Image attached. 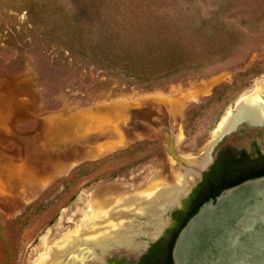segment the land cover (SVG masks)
<instances>
[{
    "label": "rangeland",
    "instance_id": "374dc122",
    "mask_svg": "<svg viewBox=\"0 0 264 264\" xmlns=\"http://www.w3.org/2000/svg\"><path fill=\"white\" fill-rule=\"evenodd\" d=\"M98 5L56 0L59 10L85 21ZM106 5L138 9L125 21L137 30L144 27L143 12L177 20L209 68L206 75L177 76L165 88L145 90L87 54L69 53L43 28L23 25L21 35L13 37L0 26V264H37L51 243L83 218L89 194L102 186L138 189L156 178L167 184L177 178L163 130L83 159L70 152L65 148L69 132L88 115L125 97L202 87L208 94L188 104L195 114L188 120L185 114L186 134L178 145L183 155H196L238 97L264 81V0H115ZM1 11L26 23L25 12L11 6ZM202 23L206 29L198 35L195 27ZM137 141L149 142L127 151ZM83 163V171L73 175Z\"/></svg>",
    "mask_w": 264,
    "mask_h": 264
},
{
    "label": "water",
    "instance_id": "95a60500",
    "mask_svg": "<svg viewBox=\"0 0 264 264\" xmlns=\"http://www.w3.org/2000/svg\"><path fill=\"white\" fill-rule=\"evenodd\" d=\"M206 94L202 87L185 92L125 97L88 115L69 132L65 148L80 159L124 140L163 130L178 169L173 183L159 178L138 189L102 186L92 192L87 212L54 240L39 264H107L106 259L137 257L158 238L193 187L227 145L264 150V81L215 131L196 155L178 145L186 134L189 103ZM237 108V109H236ZM174 264H264V174L247 178L210 197L179 231L172 247Z\"/></svg>",
    "mask_w": 264,
    "mask_h": 264
},
{
    "label": "trees",
    "instance_id": "16d2710c",
    "mask_svg": "<svg viewBox=\"0 0 264 264\" xmlns=\"http://www.w3.org/2000/svg\"><path fill=\"white\" fill-rule=\"evenodd\" d=\"M91 1L99 5L85 21L59 10L56 0H0V26L2 32H10L13 37L21 35L25 29L23 25L43 28L55 41L65 45L69 53L87 54L113 75L126 77L131 86L137 85L145 90L165 88L177 80V76L191 78L201 73L206 75L204 72L209 68L204 63L206 59L203 61L198 57L190 39L188 42L185 40L184 27L177 25V20L167 15L152 16L143 12L139 16L144 20V27L137 30L125 21L133 19L138 9L107 7L108 1L113 3L115 0ZM4 6L25 12L26 23L17 16L3 13L1 10ZM206 23L197 27L192 25L191 29L195 27V32L200 35L206 29ZM217 89L214 88L213 94ZM194 114V106H189L186 119ZM143 142L149 141H137L127 151ZM84 165L76 166L73 175L82 172ZM263 174L264 169L257 170L255 165H245L244 157L221 150L218 158L204 172L203 179L185 199L186 205L174 210L180 217L177 231L169 243L168 263L173 262L172 247L179 231L205 201L216 197L227 187Z\"/></svg>",
    "mask_w": 264,
    "mask_h": 264
},
{
    "label": "flooded vegetation",
    "instance_id": "af4514ba",
    "mask_svg": "<svg viewBox=\"0 0 264 264\" xmlns=\"http://www.w3.org/2000/svg\"><path fill=\"white\" fill-rule=\"evenodd\" d=\"M252 144L253 145L251 149H247L245 147L236 148V147H233L232 145H227L222 150H225L227 154L233 153L240 157H244L245 165H255L257 166V170L264 169V150L260 146V143H258L257 141H253ZM219 153H218V156H219ZM195 187H193V189ZM193 189L191 190V192L193 191ZM186 203H187L186 201H183L181 207L186 205ZM176 209L177 207H175L173 211L171 212V221L168 227L165 228V230L161 233V235L158 238L154 239L152 242L147 244L146 248L140 252V254L137 256L139 258L136 264H169L166 259V257L168 256V251H169V243L171 242V240L173 239L177 231V225L179 222L178 220L180 217V215H177V213L174 212V210ZM106 262L107 264H128L127 258L120 257V258L114 259L112 258V255L106 259ZM172 264H174V261L172 262Z\"/></svg>",
    "mask_w": 264,
    "mask_h": 264
},
{
    "label": "bare ground",
    "instance_id": "6f19581e",
    "mask_svg": "<svg viewBox=\"0 0 264 264\" xmlns=\"http://www.w3.org/2000/svg\"><path fill=\"white\" fill-rule=\"evenodd\" d=\"M259 84H257L252 90H250V91H248V92H246V93H243L242 95H240L239 97H241L240 98V100H239V102H238V106H237V108L247 99V97L257 88V86H258ZM236 108V109H237ZM235 110V109H234ZM234 110H229L228 111V113L224 116V118L221 120V122H220V124H219V126L225 121V119L234 111ZM219 126H218V128H219ZM217 128V129H218ZM216 129V130H217ZM162 181V180H161ZM162 183L163 184H167V182L166 181H162ZM90 197H91V194H89V198L87 199L88 201H89V199H90ZM86 212H87V209H85L84 210V214H86ZM47 243V237L45 236L44 237V244H46ZM48 251V250H47ZM42 260V258L37 262V264H39V262Z\"/></svg>",
    "mask_w": 264,
    "mask_h": 264
}]
</instances>
